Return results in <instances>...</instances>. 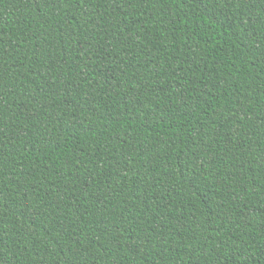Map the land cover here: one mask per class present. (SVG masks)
<instances>
[{
    "label": "trees",
    "instance_id": "1",
    "mask_svg": "<svg viewBox=\"0 0 264 264\" xmlns=\"http://www.w3.org/2000/svg\"><path fill=\"white\" fill-rule=\"evenodd\" d=\"M0 264H264V0H0Z\"/></svg>",
    "mask_w": 264,
    "mask_h": 264
}]
</instances>
